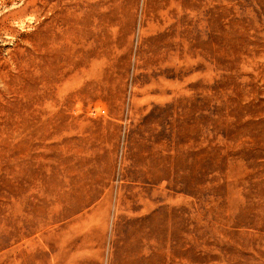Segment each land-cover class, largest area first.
<instances>
[{
	"label": "rangeland",
	"instance_id": "obj_1",
	"mask_svg": "<svg viewBox=\"0 0 264 264\" xmlns=\"http://www.w3.org/2000/svg\"><path fill=\"white\" fill-rule=\"evenodd\" d=\"M0 264H264V0H0Z\"/></svg>",
	"mask_w": 264,
	"mask_h": 264
}]
</instances>
